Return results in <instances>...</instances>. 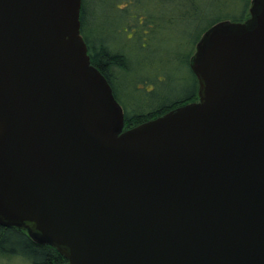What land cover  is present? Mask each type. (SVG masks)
<instances>
[{
  "label": "water",
  "instance_id": "95a60500",
  "mask_svg": "<svg viewBox=\"0 0 264 264\" xmlns=\"http://www.w3.org/2000/svg\"><path fill=\"white\" fill-rule=\"evenodd\" d=\"M81 0H0V226L67 264H264V0L190 59L197 101L123 131Z\"/></svg>",
  "mask_w": 264,
  "mask_h": 264
},
{
  "label": "trees",
  "instance_id": "16d2710c",
  "mask_svg": "<svg viewBox=\"0 0 264 264\" xmlns=\"http://www.w3.org/2000/svg\"><path fill=\"white\" fill-rule=\"evenodd\" d=\"M208 2L226 4L224 0H81L80 35L90 64L106 79L123 111V131L197 101V79L190 69L196 44L217 23L245 22L251 4V0H228L234 6L238 4V12L210 11L205 7ZM108 12L115 17L113 34L121 37L125 49L136 52L134 63L124 48L112 47L106 41L105 31L100 30L103 23L100 16ZM162 13L165 15L159 20ZM210 14L213 17L207 18ZM160 23L163 28L175 26L181 33L174 41L176 47L188 39L185 52L154 47ZM140 64L146 75H135ZM0 264H67V261L49 245L36 243L26 230L0 226Z\"/></svg>",
  "mask_w": 264,
  "mask_h": 264
},
{
  "label": "rangeland",
  "instance_id": "374dc122",
  "mask_svg": "<svg viewBox=\"0 0 264 264\" xmlns=\"http://www.w3.org/2000/svg\"><path fill=\"white\" fill-rule=\"evenodd\" d=\"M226 2V4L223 3H206L205 7L209 8L210 11H213L214 9L216 10H227V11H232V12H238L239 8L237 7V5H233L232 2L228 3V0H224ZM220 4V7H219ZM234 7V8H233ZM236 7V8H235ZM164 13L160 14L158 16L159 20H161L164 17ZM213 17V15H207V18ZM102 21V25L100 26V30L105 31V37H106V41L115 49H122L125 47V45L123 44V41L121 40L120 36H116L115 34H113V28L115 27L116 24L115 23V17L113 15L112 12H108L107 14H101L100 16V20ZM205 22V19H204ZM203 22V23H204ZM114 25V26H113ZM178 25V24H177ZM181 25V24H179ZM160 29L158 32H156V38L154 40V47L156 49L159 48H163L165 49L167 52L170 50H173L176 53H182L185 52L187 50V46H188V39L187 41H185L182 45L176 47L174 41L178 38H180V34L178 33L177 28L174 29L173 28H163V24L160 23ZM96 39L98 40V37H96ZM189 47V46H188ZM124 50L127 51V53L130 55L132 62L134 63V58L137 56L136 52L132 51V50H127L124 48ZM124 51V52H126ZM151 56H155V54H151ZM156 57H159V53L156 52ZM139 58V57H138ZM143 65H139L136 69H135V75L141 74V75H146L145 70L142 68ZM151 73V72H149ZM181 74H184V71L181 70ZM128 84V83H127ZM130 90L129 87L127 88V91Z\"/></svg>",
  "mask_w": 264,
  "mask_h": 264
}]
</instances>
